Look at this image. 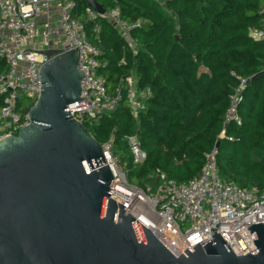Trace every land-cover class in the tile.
Here are the masks:
<instances>
[{"label": "trees", "instance_id": "obj_1", "mask_svg": "<svg viewBox=\"0 0 264 264\" xmlns=\"http://www.w3.org/2000/svg\"><path fill=\"white\" fill-rule=\"evenodd\" d=\"M95 1L104 10L119 8L128 23L143 22L132 34L133 54L102 18L85 22L87 4L76 0L75 17L102 53L99 73L111 94L120 88L124 96L115 111L83 128L100 145L111 140V157L126 180L152 190L160 183L157 172L166 180L187 182L199 176L205 154L215 147L222 180L264 191V76L252 80L264 65V39L250 36L261 28L264 0ZM130 76L138 90L148 88L151 94L135 118L124 106V79ZM238 78L249 80L238 102L241 125L224 127ZM19 105H27L21 111L26 115L33 104L22 98ZM221 132L233 140L219 139ZM129 136L138 138L146 154L141 165L132 163Z\"/></svg>", "mask_w": 264, "mask_h": 264}, {"label": "water", "instance_id": "obj_2", "mask_svg": "<svg viewBox=\"0 0 264 264\" xmlns=\"http://www.w3.org/2000/svg\"><path fill=\"white\" fill-rule=\"evenodd\" d=\"M85 2L104 13L97 1ZM43 54L28 123L0 140V264H264V224L245 230L254 235V254L233 234L241 256L216 234L217 225L210 241L190 251L165 231L182 254L136 222L138 237L135 219L108 200L113 176L102 145L68 111L83 100L78 50Z\"/></svg>", "mask_w": 264, "mask_h": 264}, {"label": "built area", "instance_id": "obj_3", "mask_svg": "<svg viewBox=\"0 0 264 264\" xmlns=\"http://www.w3.org/2000/svg\"><path fill=\"white\" fill-rule=\"evenodd\" d=\"M76 9V0H0V140L8 135L15 136L21 127L27 125V114L21 113L27 105H19V102L23 98L34 104L38 99L42 87L40 68L48 60L43 52L48 50L58 53L78 50V69L85 78L80 82L79 99L83 100L68 105V111L82 126L115 111L123 101L120 88L113 94L108 91L99 73L103 66L101 50L88 40L83 23L75 17ZM82 18L85 22L102 18L136 54V40L132 34L142 25L141 20L126 22L117 7L104 10L102 15L86 7ZM99 30V25L95 24L92 32L97 35ZM250 36L255 41L264 39V19L261 28L250 31ZM258 73L264 76V65ZM238 82V88L230 97L224 127L241 125L238 102L249 80L238 78ZM124 84L127 87L125 100L130 115L135 118L151 97L150 90H138L136 80L131 76L124 79ZM224 135L221 132L219 139L233 140ZM125 142L133 165H141L146 154L138 138L129 136ZM111 146V140L102 145L113 176L110 186L113 192H108V200L122 206L124 213L135 219L133 224L138 237L137 223L147 230L152 229L153 236L154 231L162 235L182 254L183 251L165 231L190 251L197 244L210 241V229L215 230L214 225H217L216 234L234 255L245 254L233 234L239 236L250 254L256 252L254 235L245 230L264 224V191L254 187L240 188L222 180L217 171L215 147L205 154L198 177L175 183L157 172L160 183L152 190L136 187L126 180L117 159L111 157Z\"/></svg>", "mask_w": 264, "mask_h": 264}, {"label": "rangeland", "instance_id": "obj_4", "mask_svg": "<svg viewBox=\"0 0 264 264\" xmlns=\"http://www.w3.org/2000/svg\"><path fill=\"white\" fill-rule=\"evenodd\" d=\"M125 107H128V104H127V101L125 100V104H124ZM123 106V108H124Z\"/></svg>", "mask_w": 264, "mask_h": 264}]
</instances>
